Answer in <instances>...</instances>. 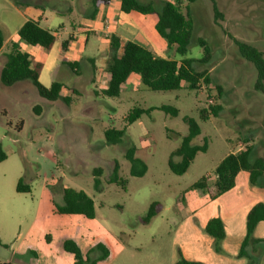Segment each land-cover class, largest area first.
I'll return each instance as SVG.
<instances>
[{
  "label": "rangeland",
  "instance_id": "1",
  "mask_svg": "<svg viewBox=\"0 0 264 264\" xmlns=\"http://www.w3.org/2000/svg\"><path fill=\"white\" fill-rule=\"evenodd\" d=\"M18 1L38 3L47 16L41 24L57 31L52 26L56 16L52 10L60 11L66 24L79 18L75 9L65 11L75 0ZM215 2L221 13L217 19L210 0L190 4L194 27L186 54L202 56L198 37L210 46L207 61L195 65L209 75V87L201 83L198 90L153 91L143 85L134 88L126 81L119 95L110 97L104 84L93 81L89 69L81 65V72L63 80L81 93L73 95L64 110L40 97L29 80L35 92L5 85L0 92V146L6 153L0 161V264H71L72 254L63 247L68 239L80 248L83 264H173L180 254L210 264L209 257L204 263L201 260L205 251L228 264H264V221L256 225L240 252L246 213L264 200V179L252 184L257 188L254 195H243L241 190L238 195L233 190L211 202L203 190L190 189L203 176L210 180L229 151L251 145V159H264V94L254 89V66L239 55L233 41L264 52V0ZM12 8L10 0H0V23L7 26L6 35L23 19ZM181 10L185 13L184 5ZM9 51L11 43L3 47V52ZM168 53L179 58L174 50ZM36 105L40 112L35 111ZM160 105L175 107L177 115L153 109L126 124L125 116L134 107ZM211 105L218 106L217 115L208 113L206 120L200 119L199 111ZM186 116L200 126L192 145L206 142L207 147L177 175L169 169L168 158L188 132ZM125 126L120 142H106L104 129ZM52 148L57 150L54 156ZM130 148L136 159L133 165L126 156ZM173 160L178 162L180 157L173 156ZM141 164L145 165L143 174H131V166L140 171ZM95 170H99L97 175ZM244 176V171L238 176V186ZM17 178L30 185L29 193L16 191ZM65 187L83 190L92 198L94 218L56 211L54 203H63ZM180 195L183 198L178 202ZM153 201L158 202L156 215L144 223ZM213 216L223 219V239L204 232V222ZM256 238L263 241L253 242ZM99 243L108 251L102 259Z\"/></svg>",
  "mask_w": 264,
  "mask_h": 264
},
{
  "label": "trees",
  "instance_id": "2",
  "mask_svg": "<svg viewBox=\"0 0 264 264\" xmlns=\"http://www.w3.org/2000/svg\"><path fill=\"white\" fill-rule=\"evenodd\" d=\"M17 3V0H11ZM108 3L109 0H100ZM120 8L124 12L136 11L141 14L155 15V29L162 37L169 48L179 55V60L154 56L153 52L146 47L137 44L134 41H120L116 35L110 36V55L107 60L106 68L109 72V80L105 94L110 97H116L120 93V86L126 82L131 74H138L141 83L153 91H171L185 87L189 90L200 89L201 83L209 87L210 77L204 70L196 68V62H206L211 48L207 42L197 38L198 45L202 48L200 58L186 57L188 47L191 43L193 34V19L190 13V4L196 0H166L158 2H144L142 0H119ZM215 19L220 18L221 13L215 0H210ZM184 5L185 13L182 12L181 6ZM19 39L25 44L37 46L47 53L56 41V33L39 25L38 21L28 19L18 30ZM239 55L245 60L251 62L256 72L254 89L264 94V52L258 47L239 41L233 38ZM68 41L62 42V49H65ZM3 38L0 33V47ZM5 62L0 72V80L4 85H12L18 81L29 80L36 89L38 95L47 101L62 100L70 103V97H63L60 94L62 84L54 81L49 87L43 86L38 75L42 67V61L36 59L25 51H21L18 45L13 44L12 49L5 55ZM72 66V64H69ZM218 93L220 87L217 86ZM153 109H159L167 114L176 116L178 110L170 105L150 106L147 108L134 107L125 116L126 124H130L138 119L143 113L148 114ZM40 106H35V111L39 112ZM218 106H209L199 111V118L207 119V114L217 115ZM187 123L188 132L181 137L180 145L173 150L168 158L169 169L177 175L183 174L198 152H204L207 144L192 145V139L200 133L198 122L192 117H184ZM126 131V126L117 129L108 127L104 129L103 135L106 142L115 144L122 140ZM252 146L247 145L243 149L228 152L216 165L214 175L210 180L205 176L201 177L190 186V189H201L211 200L216 199L221 194L230 190L235 185L236 177L241 170L249 173V180L252 184H259L264 179V159L256 157L251 159ZM134 148L127 151V158L132 165L136 159L133 157ZM173 156L180 157L178 162L173 160ZM6 158V153L0 146V161ZM145 171V165L141 164V170L135 171L131 166V174L141 175ZM97 175L99 170H95ZM124 182V180H123ZM97 183V181H96ZM17 192H30V185L18 180L15 187ZM183 195L177 198L182 200ZM62 204L54 203V207L61 214L82 215L91 219L95 216V206L92 198L83 190H77L65 187L62 190ZM158 202L150 203L146 215L143 218L144 223H148L156 214ZM264 221V203L257 202L249 209L246 215L245 234L240 245V252H243L245 242L250 238L256 225ZM204 232L220 240L224 238L225 231L222 220L218 216L210 218L204 225ZM253 242L263 241L262 239H252ZM64 250L72 254L73 262L71 264H83L84 257L80 248L72 240H65L63 243ZM101 250L100 259L107 256L108 251L101 243L97 245ZM173 264H201L197 260L186 259L180 254ZM94 264V262H89Z\"/></svg>",
  "mask_w": 264,
  "mask_h": 264
},
{
  "label": "crops",
  "instance_id": "3",
  "mask_svg": "<svg viewBox=\"0 0 264 264\" xmlns=\"http://www.w3.org/2000/svg\"><path fill=\"white\" fill-rule=\"evenodd\" d=\"M11 5L13 11H15L17 15H22L23 19L18 23L16 29L8 35L4 33V27L7 28V26H5L4 22L0 23V33L3 38V43L0 47V72L6 60L5 55L10 52H3V47L11 43L12 49V45L16 44L21 51H25L42 61V67L38 75L39 82L45 87H49L54 81L60 82L62 84L60 90L61 96L70 97L71 101L73 100V95L80 96L81 93L76 87H69L63 80H66L73 72H81V65L88 68L91 73V79L100 84H104V90H106L109 80V72L107 71L106 64L110 55L111 35H116L119 37L120 41L130 40L143 47L149 48L154 56L179 60V58L170 57L168 49L174 50V48H169L165 40L157 33L155 29V17H152L150 14H141L136 11L124 12L120 8L119 0H109L108 3H103L100 0H75V4H70L65 11L69 10L73 12L75 9L79 14V18L77 21L72 20L69 24H66L61 18L60 11L56 9L52 10L56 15L53 18L52 26H57L59 29L58 31L50 27L51 25L49 24H41L42 19L47 21V16H45V9L41 8L38 3H20L17 0V3L11 1ZM28 19L38 21L41 27L56 33V41L47 53H44L43 50L37 46L25 44L19 39L18 30ZM90 33H93L95 36L90 37ZM63 41H68L65 49H62L61 46ZM69 64H72V66ZM126 81L134 88H139L143 85L140 76L135 73L131 74ZM30 85L29 81L22 80L10 86H16V89H21V91L24 92L27 90L29 93L35 92V89ZM5 87L6 86L0 80V92H4ZM71 101L68 104L62 100L49 102H56L57 106L52 107H62L65 110L70 107ZM40 111L41 110H39V112ZM21 126L22 123L20 122V128ZM56 153V148H52L51 155L54 156ZM243 171L245 172L244 181L238 186L237 178ZM18 180L19 178H17L16 183ZM233 190H236L238 195L241 194V191L243 195L244 193L254 195L257 188L252 187V183L249 180V173L245 170H241L236 177L234 187L226 192H231ZM209 201L211 202L213 200L209 199ZM251 207L252 205L249 209ZM210 218L212 217H209V219ZM209 219H207V221ZM207 221L204 222V225ZM225 229L226 228H224V231ZM206 252L207 251H205V254L201 255L203 263L207 257H209L211 258V261L208 262L210 264H228L222 259L216 258L214 256L215 254L212 253L208 256Z\"/></svg>",
  "mask_w": 264,
  "mask_h": 264
}]
</instances>
